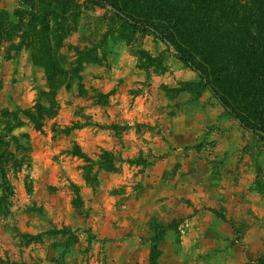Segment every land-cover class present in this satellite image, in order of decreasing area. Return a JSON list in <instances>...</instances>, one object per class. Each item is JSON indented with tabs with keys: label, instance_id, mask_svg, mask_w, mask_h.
Here are the masks:
<instances>
[{
	"label": "rangeland",
	"instance_id": "rangeland-1",
	"mask_svg": "<svg viewBox=\"0 0 264 264\" xmlns=\"http://www.w3.org/2000/svg\"><path fill=\"white\" fill-rule=\"evenodd\" d=\"M245 89L226 92L243 117ZM38 103L47 107L42 131L31 120ZM180 105L193 112L194 123L180 151L202 157L201 173L229 184L230 205L217 214L230 221L243 212L242 221L263 228L264 240V139L233 117L172 47L92 2L0 0V264H105L93 227L72 220L82 201L71 175L88 176L96 190L101 180L90 183L102 168H117L111 158L121 155L92 152L76 138L102 126L120 136L129 127L124 118L95 122L97 106L141 118L137 130L152 131L166 119L151 123L157 110L172 116L170 108ZM133 178L116 191L136 189ZM189 224L181 222L179 235ZM250 262L264 264V254Z\"/></svg>",
	"mask_w": 264,
	"mask_h": 264
},
{
	"label": "crops",
	"instance_id": "crops-1",
	"mask_svg": "<svg viewBox=\"0 0 264 264\" xmlns=\"http://www.w3.org/2000/svg\"><path fill=\"white\" fill-rule=\"evenodd\" d=\"M178 107L170 108L175 110L172 116L169 110H157L151 123L157 122V116L166 119L154 123L157 127L152 131H138L134 123L142 119L127 112L121 115L114 106V112L100 106L91 110L95 122L111 124L124 118L129 127L120 136L102 126L99 132L82 137H92L88 142L76 138L92 152L104 149L121 156L111 158L117 168H102L96 190L79 171L71 175L80 187L82 201L80 213L72 214V220L76 216L79 224L87 222L93 227V240H97L105 264H252L254 257L264 254L263 228L242 221L243 212L240 218L236 212L230 221L217 214L230 205L225 193L229 184L214 180L209 171L201 173L202 157L180 151L187 146L194 123L189 118L193 112L184 105ZM140 156L136 161L127 160ZM132 178L137 180L134 185L139 184L136 189L116 191ZM186 218L190 224L181 236L177 228Z\"/></svg>",
	"mask_w": 264,
	"mask_h": 264
},
{
	"label": "trees",
	"instance_id": "trees-1",
	"mask_svg": "<svg viewBox=\"0 0 264 264\" xmlns=\"http://www.w3.org/2000/svg\"><path fill=\"white\" fill-rule=\"evenodd\" d=\"M84 1L110 7L132 27L154 32L200 75L233 117L264 139V0ZM248 79L250 88L245 87ZM53 83L49 78V84ZM237 85L246 88V117L237 112L226 96ZM36 109L38 117L32 114L31 120L42 131L47 107L38 103ZM85 178L90 181L88 176ZM96 179L90 184L97 186L99 178ZM154 260L153 253L152 263Z\"/></svg>",
	"mask_w": 264,
	"mask_h": 264
},
{
	"label": "built area",
	"instance_id": "built-area-1",
	"mask_svg": "<svg viewBox=\"0 0 264 264\" xmlns=\"http://www.w3.org/2000/svg\"><path fill=\"white\" fill-rule=\"evenodd\" d=\"M185 231V229H182V232H184Z\"/></svg>",
	"mask_w": 264,
	"mask_h": 264
}]
</instances>
